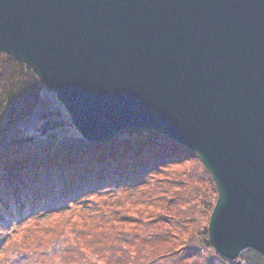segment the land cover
<instances>
[{
  "label": "water",
  "instance_id": "1",
  "mask_svg": "<svg viewBox=\"0 0 264 264\" xmlns=\"http://www.w3.org/2000/svg\"><path fill=\"white\" fill-rule=\"evenodd\" d=\"M0 52L31 68L86 141L155 132L218 192L223 258H264V0H0Z\"/></svg>",
  "mask_w": 264,
  "mask_h": 264
},
{
  "label": "trees",
  "instance_id": "2",
  "mask_svg": "<svg viewBox=\"0 0 264 264\" xmlns=\"http://www.w3.org/2000/svg\"><path fill=\"white\" fill-rule=\"evenodd\" d=\"M72 130L55 93L0 52V264H264L254 250L229 261L211 247L217 189L194 152L155 132L94 144ZM55 217L43 238L10 242Z\"/></svg>",
  "mask_w": 264,
  "mask_h": 264
},
{
  "label": "rangeland",
  "instance_id": "3",
  "mask_svg": "<svg viewBox=\"0 0 264 264\" xmlns=\"http://www.w3.org/2000/svg\"><path fill=\"white\" fill-rule=\"evenodd\" d=\"M44 85V84H43ZM45 86V85H44ZM46 87V86H45ZM49 90V89H48ZM56 97V96H55ZM58 101V100H57ZM72 133H76V134H79L76 129L73 127V130H72ZM196 162V161H195ZM194 163V162H193ZM191 164V163H190ZM190 164L186 163L184 164L183 166H180V167H176V166H171V168L169 169H165L163 170L159 176H158V179L160 180H163L165 179L166 177L168 176H171L173 173L175 172H178V171H181L183 170L186 166H189ZM217 199H218V193H217ZM121 202H124L123 204H129V201L128 200H124V201H121ZM212 214V213H211ZM211 217V216H210ZM210 220V219H209ZM41 222V221H40ZM37 225H32V229L28 228V229H24L30 225H24L22 227H20L19 229V232L14 234V238L12 240H10V242H13V241H17L18 244H20L22 242V240L24 239L25 237V241H30V240H38V239H41L43 238V236L39 233H37L38 229L42 228V227H45V226H48L50 225L51 223H55V222H59V220L55 217V218H48L47 220H45L44 222H41ZM207 227V230H208V227H209V223L206 225ZM29 230V231H28ZM28 234V235H27ZM27 235V236H26ZM209 235V233H208ZM49 239V238H48ZM70 242V240H66L62 247H60L59 245H56V247L58 248V251L55 250L53 253L54 255L55 254H59L58 257L56 258L57 260H60V255H65L64 252H61V250L63 249V247H66V245H68ZM211 245V244H210ZM212 247V246H211ZM43 249H46V246H44ZM43 249L42 250H38V249H35L31 252V255L32 256H37L38 254L42 253L43 252ZM50 250V249H49ZM49 250L46 249L47 253L50 252ZM53 255V254H51ZM220 255V254H219ZM221 256V255H220ZM36 259V258H35ZM33 264H38V263H33Z\"/></svg>",
  "mask_w": 264,
  "mask_h": 264
}]
</instances>
